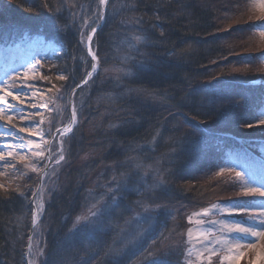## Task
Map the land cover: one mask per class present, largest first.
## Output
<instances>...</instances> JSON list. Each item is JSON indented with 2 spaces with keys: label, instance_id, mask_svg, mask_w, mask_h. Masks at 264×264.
I'll use <instances>...</instances> for the list:
<instances>
[{
  "label": "trees",
  "instance_id": "1",
  "mask_svg": "<svg viewBox=\"0 0 264 264\" xmlns=\"http://www.w3.org/2000/svg\"><path fill=\"white\" fill-rule=\"evenodd\" d=\"M74 2L76 7L71 10L77 12L75 26L64 0H11L0 5V46H14L27 33L32 41L41 39L54 49H66V52L47 55L51 74L69 76L68 81L57 86L61 92L73 79L79 82L83 78L81 62L71 59L73 55L86 56V50L78 45L79 7L84 5L88 12L96 8L95 0ZM118 2L126 3V0ZM250 2L136 0L135 10L121 8L120 15L114 18L106 10V23L94 37V44L97 40L99 44L98 55L107 58L109 68L131 67L134 75L121 74L119 81L107 74L101 75L95 84L89 82L77 90L74 97L77 108L83 103L90 113L86 126L74 128L75 140L67 162L56 180L49 182L50 190L44 189L45 181L41 188L45 198L40 217L43 235L37 232L32 236L33 251L37 243L43 247L47 242L45 252L55 264H82V261L112 264V259L104 254L105 246L112 244L113 238L119 246L122 240L147 229L141 241L130 247L119 261V264H139L137 254L161 232L166 235L175 221L181 227L180 233L184 231V214L217 201L254 200L238 194L231 180L225 181L222 177L216 180L227 151L258 155L262 145L239 141V138L264 139L236 131L245 122L255 121L264 111V85H243L256 77L257 67L264 58L263 50L251 37L255 32L253 25L257 23L247 15ZM112 3L109 0V9ZM133 15L143 17V23L121 24L122 18ZM65 24L69 30L60 31ZM130 28L142 30L151 38L149 44L141 46L140 52H129L120 45ZM122 55L135 59L125 65L120 60ZM86 58L91 63V58ZM139 60L146 61L147 70L137 71L135 65ZM234 67L240 71L234 73ZM217 141L224 143L218 146ZM128 155H139L146 164L158 161L161 169L169 166V157L175 158V175L168 187L158 189L155 196L175 207L176 220L163 212L151 220L131 219L137 212L142 216L148 214L142 213L135 204L140 197L128 192L118 201L119 206L112 209V226L100 236L99 244L87 247L79 237L72 242L74 247L63 243L72 221L86 210L90 190L94 195L102 193L101 185L111 179L112 166ZM27 177V185L21 190L27 199L20 196L21 191L0 190V264H28L34 211L32 193L39 180L33 174ZM151 177L152 173L146 177L149 184ZM108 219L106 216L105 221ZM166 259L171 264H182L179 251Z\"/></svg>",
  "mask_w": 264,
  "mask_h": 264
},
{
  "label": "snow or ice",
  "instance_id": "2",
  "mask_svg": "<svg viewBox=\"0 0 264 264\" xmlns=\"http://www.w3.org/2000/svg\"><path fill=\"white\" fill-rule=\"evenodd\" d=\"M95 2L96 8L92 12L86 11L85 6L80 5L81 20L76 29L78 45L86 50V56L91 58V63L85 55L79 57L73 55L71 57L74 62L77 60L81 62L80 67L83 70V78L79 82L73 79L65 91L60 92L58 89L57 95L44 100L43 95L38 90H33L35 86L28 83V81L37 77L41 80H50L49 76H45L39 71L40 68L44 67L41 61L48 62L46 57L32 55L22 58L19 63L14 57H9L8 53L18 51L21 44H27L30 48L34 47V42L30 41L27 33L22 36L20 43H16L14 46H6L3 49L5 64L2 74H0V105H4V107H0V121H3V123H0V161H6V163L0 165V167L16 169L15 162H19L24 165L25 169L35 173L39 180L36 191L32 193V203L35 208L32 215L33 233L29 236L28 264H55L51 260L50 254L45 252L47 242L44 243L43 247H40L37 243L36 250L33 251L32 236L37 232L43 235L41 232L43 225L40 217L43 212V192L41 188L44 180L45 178L55 177L59 168L67 162L66 154L70 153L71 144L75 140L73 129L77 128L80 119H83L79 112L84 105L81 103L80 109H78L74 101L77 89H83L84 86L89 85V82L95 84L101 75H106L110 71L122 73L123 76L134 75L131 67L109 68L107 58L98 55L99 44L98 40L94 44V37L97 36V31L102 30V26L106 23V10L114 18L120 15L121 8L135 10L136 0H126V3L113 0L110 9L109 0H95ZM64 3L72 18V25L75 26L77 12L71 9L75 8L76 4L74 0H64ZM44 6L47 7V3ZM259 8L264 10V0H259ZM56 11L60 12V8H57ZM155 18L159 19L160 17L156 16ZM141 23H143V17L135 15L121 19L122 25H138ZM153 27L157 26L153 25ZM68 30L69 25L67 24L60 27L62 32ZM253 30L258 31L264 37V15L260 16L259 23L253 25ZM160 35H164L163 30L160 31ZM150 41L151 38L146 32L130 28L121 38L120 45L129 52H140L141 46L149 44ZM39 43L42 45L43 41ZM117 50L119 51V48ZM57 51L66 52V49L61 47ZM134 59L135 57L131 55L120 57L122 64L125 65ZM135 67L137 71H144L147 70L148 65L145 60H139ZM21 69H23V72H21ZM56 79L68 81L69 76L59 73L56 75ZM115 79L119 81L120 76ZM14 87L19 90L13 91ZM47 91L51 92L52 89L49 88ZM128 91L135 90L128 89ZM38 96L43 103H37L36 98ZM8 97L17 102V105L26 106L13 105L9 103ZM29 100H31L30 103ZM61 101L65 103L61 104ZM38 107L47 110L49 115L46 117L43 111H29V109ZM64 108H68L70 112L66 122L63 121ZM53 112L56 113V116L51 115ZM35 116L40 117L38 122L25 124L19 127L17 131L12 130L17 128V125L13 123L17 118L31 120ZM46 121L48 126L44 128L42 125ZM243 126L249 129L264 126V111L259 113L255 121L245 122ZM110 127H117V125H110ZM20 133H27L28 137H38V139L26 138ZM14 141H19V143H14ZM223 143V141H217L218 146H222ZM260 150L264 152V146ZM131 151H136V148L133 146ZM225 157L224 163L220 166L216 175L224 176L227 173L231 176L230 183L237 186L238 194L264 198V156L255 157L247 151L233 153L229 150L226 152ZM175 163V158L169 157V166L161 169L158 161L156 164H146L139 155H128L124 161L114 164L111 168V179L101 185L104 191L99 195H94L90 190V199L86 210L82 211L72 221L63 243H68L74 247L72 242L76 237H79L87 247L99 244L100 236L107 233L112 226V209L119 206L118 201L125 198V194L128 192H135L140 197L135 201V204L142 210V213L148 214L142 216L141 212H137L131 219L138 221L141 219L151 220L155 215L163 212L172 220H176L177 210L175 207L158 200L155 196L158 189L168 187L169 182L175 175ZM149 173H152L151 184L146 179ZM21 175H27V172H22ZM141 184L143 188L140 187ZM0 187L3 186L0 185ZM37 192H40L39 197ZM19 194L27 199L23 191ZM233 213L247 215L249 219L243 221L215 218L224 217L226 214L231 217ZM184 215L188 224L193 225V227L187 228L185 233H178L186 236V238L183 241H172L166 244L165 241H168L170 237L161 232L158 237L153 238L151 243L137 254L136 259L139 264H171L166 257L177 251H180L183 255V264H213V259L216 257L220 258L219 264H229L232 259L241 254L238 250L254 248L261 239H264V199L261 200L258 208L255 201L250 202L248 205L240 201H233L228 205L211 203L207 207H202L198 211ZM106 216L109 217L107 221H105ZM128 222L130 221H126V223ZM123 231L124 229L121 228L120 232ZM145 231L147 229H142L135 236L122 240L119 246L113 238L112 244L105 246L104 254L112 259V264H119L120 259L127 254V250L130 247H135L141 241ZM172 231H175V228ZM158 241L159 245L157 246ZM82 264H92V262L82 261Z\"/></svg>",
  "mask_w": 264,
  "mask_h": 264
},
{
  "label": "rangeland",
  "instance_id": "3",
  "mask_svg": "<svg viewBox=\"0 0 264 264\" xmlns=\"http://www.w3.org/2000/svg\"><path fill=\"white\" fill-rule=\"evenodd\" d=\"M10 2H11V0H0V5L1 4H9ZM247 15L249 16L250 21L259 23L260 16L264 15V10H261L259 8V0H251L250 5H249V12L247 13ZM251 37L257 41V45L260 47V49H262L264 51V37H262L258 31H255L254 35L251 33ZM30 41L34 42V47L30 48L27 46V44H21V47L18 51L8 53L9 57H14L16 59L17 63H19L22 58H27V57H30L32 55H42V56L47 58V55H49L51 53L59 54L57 49H54L53 47H51V45L46 44L41 39H38L35 41L30 40ZM40 41H43L42 45L39 43ZM4 48L5 47L0 46V74H2L3 67L5 64V53L3 51ZM263 51H262V53L264 54ZM247 56H249V55H247ZM47 61H50V60L47 58ZM261 61H262V63L259 67H257V72L255 73L256 77L253 80L249 81V82H251V84H253L254 86H257V87L264 85V59H261ZM41 63L44 64V67L39 69L40 73L45 75V76H49L50 80H41V79H39V77H37L34 80L28 81V83L34 85L35 89H33V90H38L43 95L44 100H47L49 97L57 95L58 89L60 90V92L62 91V89L57 87L60 83H62V81L56 79L57 73L51 74V70H50L51 68L48 65L49 64L48 62L41 61ZM45 67H46V71L44 72ZM238 68L239 67H236V69H235V67H234L232 69V71H234V73H238L240 71V69H238ZM21 72H23V69H21ZM121 74L122 73L110 71L107 73V76L113 77V79H115L117 76H120ZM53 85H55V87H53ZM49 88L52 89L51 92L47 91ZM18 90L19 89L16 87L13 88V91H18ZM36 100H37L38 104L43 103V101L40 99L39 96L36 98ZM30 102L31 101H29V103ZM63 103H65V102L61 101V104H63ZM11 104L17 105V102L13 101V102H11ZM17 106L25 107L26 105H17ZM88 109H89V107H88ZM88 109H87V107L85 108V106H84L81 109V114L79 112V115L83 117V119H80V121H79V124H78L79 126H86L87 117H88V114L90 113V111ZM29 111H32V112L43 111L45 113L46 117L49 115L47 110H45L41 107H38L36 109H29ZM51 115L56 116V113L53 112V113H51ZM69 115H70L69 109L64 108V110H63V121L66 122L69 118ZM39 120H40L39 116H35L31 120H20L19 118H17L16 120L13 121V123H15L17 125V128L12 129V130L17 131L19 127L24 126L25 124H29V123H36ZM47 126L48 125H47V121H46L45 124L42 125V127L46 128ZM9 127H11V125H9ZM86 129H87V127H86ZM236 131H238V132L245 131L246 134H250L252 136H259L261 138H264V126L254 127L251 129L239 127V129H237ZM20 135H23L26 138H30V139H34V140L38 139V137H28L27 133H20ZM14 143H19V141H14ZM262 146H264V145H262ZM260 149L258 150V154L261 156H264V152H261ZM67 156H68V154H66V158H67ZM13 162H15V161H13ZM5 163H6V161H0V165H3ZM15 163H16V169L0 167V185L3 186V187H0L1 191H5V192L6 191H8V192H10V191H21L27 185V183H26V180L28 178L27 175H32V174L36 175L35 173H32V172L28 171L27 169H25L23 164H21L19 162H15ZM65 164L66 163H64L63 166L59 168V171L57 172L55 177L45 178V180H44L45 181V188L44 189L50 190V186H48L49 182H51V180H53V179L56 180V178L58 177V175L61 173L62 169L64 168ZM19 168L21 169V172H27V175H20V173H19L20 171H18V170H20ZM221 177L225 181H228V179L229 180L232 179L231 176H229L227 173H225L224 176H217L216 175V178H217L216 180H218ZM225 177H227V178H225ZM51 185H52V183H51ZM22 187H24V188H22ZM38 195H39V193L37 192V196ZM248 197H251V196H248ZM252 198L254 200H252L250 202L255 201L257 208L259 207L261 200L264 199V198H259V197H252ZM44 201H45V198L43 199V204H44ZM233 201H236V200L217 201L214 203H219L221 205H228V204H231ZM250 202L244 201L243 203L245 205H248ZM215 218L216 219H234V220H243V221H247L249 219V217L247 215H240L237 213H233V215L231 217L227 216V214H226L224 217H215ZM185 223H186V228L184 229V231L182 233H185L187 228L193 227V225L188 224L187 219H186ZM205 226H207V225H205ZM173 228H175V231H172ZM180 228L181 227L179 226L178 222L175 221L173 226L171 227L170 231L165 235V236L170 237V239L168 241H165L166 244L171 243L172 241H180V237H181L182 241L186 238V236L178 234V233H180ZM238 251L241 254L236 256L234 259H232L229 262V264H264V239H261L260 242L254 248H243V249H240ZM179 253H181V252L179 251ZM219 259H220L219 257L214 258L213 264H219ZM181 263L183 264V255H182V262Z\"/></svg>",
  "mask_w": 264,
  "mask_h": 264
},
{
  "label": "water",
  "instance_id": "4",
  "mask_svg": "<svg viewBox=\"0 0 264 264\" xmlns=\"http://www.w3.org/2000/svg\"><path fill=\"white\" fill-rule=\"evenodd\" d=\"M98 31H99V30H98ZM98 31H97V32H98ZM34 208H35V206H34ZM32 233H33V229H31V234H32ZM26 257H27V256H26Z\"/></svg>",
  "mask_w": 264,
  "mask_h": 264
},
{
  "label": "bare ground",
  "instance_id": "5",
  "mask_svg": "<svg viewBox=\"0 0 264 264\" xmlns=\"http://www.w3.org/2000/svg\"><path fill=\"white\" fill-rule=\"evenodd\" d=\"M29 101H31V100H29ZM12 102V101H11ZM1 107V106H0ZM0 123H3V121H0Z\"/></svg>",
  "mask_w": 264,
  "mask_h": 264
}]
</instances>
